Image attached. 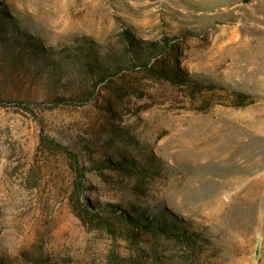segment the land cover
I'll use <instances>...</instances> for the list:
<instances>
[{
    "label": "rangeland",
    "instance_id": "374dc122",
    "mask_svg": "<svg viewBox=\"0 0 264 264\" xmlns=\"http://www.w3.org/2000/svg\"><path fill=\"white\" fill-rule=\"evenodd\" d=\"M3 8L0 264H264V0Z\"/></svg>",
    "mask_w": 264,
    "mask_h": 264
},
{
    "label": "trees",
    "instance_id": "16d2710c",
    "mask_svg": "<svg viewBox=\"0 0 264 264\" xmlns=\"http://www.w3.org/2000/svg\"><path fill=\"white\" fill-rule=\"evenodd\" d=\"M8 16V13L6 12V10L3 8V10L0 9V41H2V43L4 44V48H6V50L8 51V53L13 52L14 50H16L15 44H16V37L20 36L18 33H16V30L18 29H14L11 31L13 36H5L7 34L4 33V29H3V25L1 20L3 19V17ZM126 34V33H124ZM128 39H130V43L133 47L136 48V55L140 58L144 57V60H148L149 59V50L153 49L156 50L158 46H160V42L158 40H143L142 42L147 43L148 46L146 49L143 46L141 41H138L136 39H132L131 34H126L125 35ZM24 37V36H23ZM27 38V37H26ZM15 43V44H14ZM142 49H145L144 52H142ZM149 49V50H148ZM81 54V55H80ZM84 54V50L83 52L80 51L79 55L77 56H72L73 58V63H76L75 66H78L81 68V70L85 73V74H92L94 77L96 76H100L103 73H105V71L103 72V70H106V67L104 65L103 60H101L96 53H91L90 57H93V61L90 62L88 60V57L83 56ZM71 58V59H72ZM76 58V59H74ZM99 58V59H98ZM65 98H62V96H59L58 100H64ZM4 103V97L2 95H0V105H3ZM19 105H25L24 102H18ZM60 145L64 146L67 151L74 157L77 159V154L75 151H73L72 149H70L68 146L63 145L61 143H59ZM126 162L125 160L121 161V163ZM126 165V164H125ZM129 166V164H127ZM127 219L130 223L137 225L139 228L145 229L146 231H159L161 230L162 232H169V233H175L172 232L170 229H168V227L163 224L158 222L157 219V213H155L154 217H151L150 215L146 214L144 209L142 207H137L135 208V212L133 214H129L127 216ZM159 229V230H158ZM178 233V232H176ZM175 233V234H176ZM185 234V233H184Z\"/></svg>",
    "mask_w": 264,
    "mask_h": 264
},
{
    "label": "bare ground",
    "instance_id": "6f19581e",
    "mask_svg": "<svg viewBox=\"0 0 264 264\" xmlns=\"http://www.w3.org/2000/svg\"><path fill=\"white\" fill-rule=\"evenodd\" d=\"M234 139H236V138H234ZM230 140H231V139H230ZM230 140H229V141H230ZM233 141H235V140H233ZM234 143H235V142H234ZM234 143H233V144H234ZM237 143H238V142H237ZM228 146H229V145H228ZM251 194H252V193H251ZM248 205H249V204H248ZM235 222H236V221H235ZM236 226H237V225H236ZM244 228H245V227H244ZM236 231H238V230H236ZM247 231H248V230H247ZM236 233H237V232H236ZM249 260L251 261V259H249ZM252 262H253V261H252Z\"/></svg>",
    "mask_w": 264,
    "mask_h": 264
}]
</instances>
